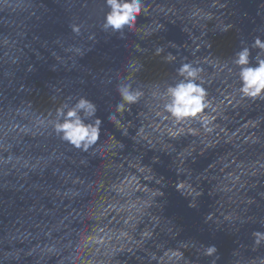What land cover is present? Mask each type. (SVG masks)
Instances as JSON below:
<instances>
[{
    "label": "water",
    "instance_id": "water-1",
    "mask_svg": "<svg viewBox=\"0 0 264 264\" xmlns=\"http://www.w3.org/2000/svg\"><path fill=\"white\" fill-rule=\"evenodd\" d=\"M145 5L120 36L100 27L103 0H0V264L264 260L253 237L264 232V100L240 99L234 66L221 68L242 40L264 39V0ZM182 62L203 69L210 132L155 115L152 91L178 79ZM125 80L145 96L117 125L108 116ZM79 96L103 121L87 153L41 124ZM211 244L219 259L203 254Z\"/></svg>",
    "mask_w": 264,
    "mask_h": 264
},
{
    "label": "clouds",
    "instance_id": "clouds-1",
    "mask_svg": "<svg viewBox=\"0 0 264 264\" xmlns=\"http://www.w3.org/2000/svg\"><path fill=\"white\" fill-rule=\"evenodd\" d=\"M103 3L106 11L100 27L102 31L111 34L123 36L125 32L134 30L138 18L147 13L145 0H103ZM70 27L73 33L77 35L81 33V25L72 24ZM230 27L231 25L225 26L224 31H228ZM162 52V46L156 48L157 55ZM175 59L176 57L171 53L165 57L167 62ZM135 64L136 62H132L130 67L139 71L140 68ZM233 66L239 81V87L235 90L239 98L252 101L264 100V39L258 35L250 45L242 40L241 47L233 54L231 64H224L221 68L231 73ZM175 71L178 79L166 84L162 90L157 85L151 93L159 109L155 115L162 120L170 121L171 126L177 131L180 125L198 122L205 131L210 132L212 117L206 110L215 111V109L205 87L203 69L194 62H182ZM117 92L120 101L116 104V112L110 113L108 120L119 125L120 121L116 114L122 115L131 105L138 104L145 96V92L140 87H133V83L127 80L118 84ZM97 111V105L85 96H79L74 100L69 98L56 109L54 116L44 118L41 124L46 129H50L62 142L87 153L97 145L101 136L103 121L97 115ZM183 188V183L176 185L177 191ZM160 195L163 193L161 192ZM253 237L257 246L264 242V232L255 231ZM203 254L219 259L218 249L214 244L206 245ZM171 255L178 260L183 259L182 252H172ZM261 264H264V260Z\"/></svg>",
    "mask_w": 264,
    "mask_h": 264
}]
</instances>
